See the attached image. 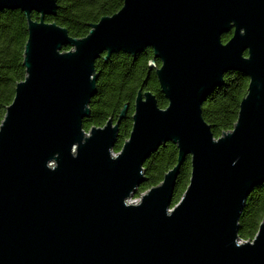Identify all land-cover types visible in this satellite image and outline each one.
Segmentation results:
<instances>
[{"label":"water","instance_id":"water-1","mask_svg":"<svg viewBox=\"0 0 264 264\" xmlns=\"http://www.w3.org/2000/svg\"><path fill=\"white\" fill-rule=\"evenodd\" d=\"M57 8L0 0L27 21L25 77L0 123V264H264V221L251 240L238 238L245 201L264 184V0H123L81 38L45 20ZM146 49L167 105L140 88L114 152L128 103L115 120L82 127L95 61ZM230 71L248 79L246 94L233 128L214 137L201 106ZM167 142L176 164L129 203L145 160Z\"/></svg>","mask_w":264,"mask_h":264},{"label":"trees","instance_id":"trees-1","mask_svg":"<svg viewBox=\"0 0 264 264\" xmlns=\"http://www.w3.org/2000/svg\"><path fill=\"white\" fill-rule=\"evenodd\" d=\"M58 8L55 16H47L45 20L55 22L67 29L71 37L81 38L89 31V25L96 23L101 17L117 12L123 0H56ZM37 19L36 13L31 14ZM231 33L221 37L226 42ZM27 39V21L20 10H0V123L6 107L11 103L16 83L25 77L23 67V49ZM69 47L62 50L66 51ZM153 59L150 49H146L135 57L119 52L108 60L99 57L95 61L98 73L96 93L89 102V116L82 121V127L88 131L93 126H103L112 118L115 120L128 103L125 118L121 121L113 147L118 152L128 138L132 126L131 115L137 91H150L156 98L160 108L167 105L161 93L154 69L149 70L148 62ZM159 66L160 62L155 61ZM224 84L215 88L202 103V117L210 127L214 137L233 128L236 122L239 103L246 94L248 79L239 72L230 71L223 76ZM177 148L167 142L153 152L144 162L145 181L137 188L133 197H139L153 186L158 185L164 174L176 164ZM190 174L189 159L181 166L173 190L171 205H175L184 193ZM264 221V184L250 193L245 201L239 217L238 238L251 240L258 226Z\"/></svg>","mask_w":264,"mask_h":264},{"label":"built area","instance_id":"built-area-1","mask_svg":"<svg viewBox=\"0 0 264 264\" xmlns=\"http://www.w3.org/2000/svg\"><path fill=\"white\" fill-rule=\"evenodd\" d=\"M128 202L131 203V204L138 203V202H139V199H137V200H136V199H133V200H132V199L130 198V199L128 200Z\"/></svg>","mask_w":264,"mask_h":264},{"label":"rangeland","instance_id":"rangeland-1","mask_svg":"<svg viewBox=\"0 0 264 264\" xmlns=\"http://www.w3.org/2000/svg\"><path fill=\"white\" fill-rule=\"evenodd\" d=\"M142 194H143V193H142ZM142 194H141V195H142ZM141 195H140V196H141ZM140 196H139V197H136V198L132 196L131 199H132V200H133V199H136V200H137V199L140 198Z\"/></svg>","mask_w":264,"mask_h":264}]
</instances>
